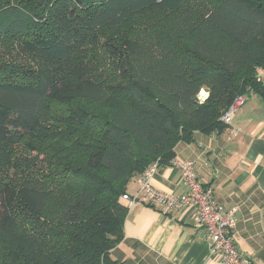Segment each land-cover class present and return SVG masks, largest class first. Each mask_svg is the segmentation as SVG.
Segmentation results:
<instances>
[{"label":"trees","instance_id":"trees-1","mask_svg":"<svg viewBox=\"0 0 264 264\" xmlns=\"http://www.w3.org/2000/svg\"><path fill=\"white\" fill-rule=\"evenodd\" d=\"M261 68L264 0H0V264H124L123 194Z\"/></svg>","mask_w":264,"mask_h":264},{"label":"crops","instance_id":"crops-1","mask_svg":"<svg viewBox=\"0 0 264 264\" xmlns=\"http://www.w3.org/2000/svg\"><path fill=\"white\" fill-rule=\"evenodd\" d=\"M259 75L264 81V69ZM176 157L195 162L198 180L213 188L219 203L239 207L234 239L251 264H264L263 99L248 95L229 128L209 135L196 132L194 142L177 145ZM152 183L173 194L187 189L174 166L158 170ZM138 190L136 180L130 194ZM193 212L189 207L166 212L149 202L129 205L125 236L111 255L124 264H221L210 254V239L195 226Z\"/></svg>","mask_w":264,"mask_h":264},{"label":"built area","instance_id":"built-area-1","mask_svg":"<svg viewBox=\"0 0 264 264\" xmlns=\"http://www.w3.org/2000/svg\"><path fill=\"white\" fill-rule=\"evenodd\" d=\"M247 96L239 95L230 105L223 120L231 124L235 112L245 103ZM232 132L236 129L231 127ZM171 165L177 167L182 174L187 189L180 194L168 193L157 189L152 178L158 172L157 164L145 170L139 181V190L135 194L125 193L129 205L149 202L162 208L163 211L193 209L194 224L206 231L210 239V254L218 256L221 264H251L248 256L236 243L233 231L238 222V206L227 208L215 198L211 186L203 185L197 178L195 162L190 159L175 157Z\"/></svg>","mask_w":264,"mask_h":264},{"label":"rangeland","instance_id":"rangeland-1","mask_svg":"<svg viewBox=\"0 0 264 264\" xmlns=\"http://www.w3.org/2000/svg\"><path fill=\"white\" fill-rule=\"evenodd\" d=\"M208 95V92L206 90H202L200 93L201 100H204Z\"/></svg>","mask_w":264,"mask_h":264}]
</instances>
